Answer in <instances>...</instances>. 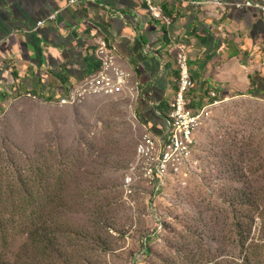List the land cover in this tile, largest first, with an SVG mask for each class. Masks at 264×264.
<instances>
[{
    "label": "rangeland",
    "instance_id": "1",
    "mask_svg": "<svg viewBox=\"0 0 264 264\" xmlns=\"http://www.w3.org/2000/svg\"><path fill=\"white\" fill-rule=\"evenodd\" d=\"M138 90L65 105L24 96L0 110V179L33 192L35 205L57 211L51 221L68 231L55 239L53 259L264 264V100L223 99L198 134L197 171L169 179L156 194L133 170L146 133ZM127 176L135 181L132 194L123 188ZM9 243L6 260L19 254L27 263L26 234ZM253 244L259 246L247 256Z\"/></svg>",
    "mask_w": 264,
    "mask_h": 264
},
{
    "label": "crops",
    "instance_id": "2",
    "mask_svg": "<svg viewBox=\"0 0 264 264\" xmlns=\"http://www.w3.org/2000/svg\"><path fill=\"white\" fill-rule=\"evenodd\" d=\"M0 0V110L13 98L58 99L99 68L96 42L114 47L117 61L138 82L137 102L146 132L162 137L177 89V54L188 53L198 99L244 94L264 100V12L236 9L260 0H210L163 6L173 24L149 18L137 0ZM55 16L54 19H50ZM44 21L42 26L38 23Z\"/></svg>",
    "mask_w": 264,
    "mask_h": 264
},
{
    "label": "built area",
    "instance_id": "3",
    "mask_svg": "<svg viewBox=\"0 0 264 264\" xmlns=\"http://www.w3.org/2000/svg\"><path fill=\"white\" fill-rule=\"evenodd\" d=\"M146 10L149 18L159 21L164 26L173 24L171 18L163 14V6L173 2H186L187 0H137ZM94 0H69L70 7H77ZM207 5L218 8L223 14L231 5L222 0H210ZM236 9H256L264 12V0L259 2L247 1L235 4ZM51 16L50 19H54ZM44 21L38 23L42 26ZM96 57L99 62L97 71L85 78L82 82L72 87L67 93L58 98L60 104H74L89 96H115L125 93L128 89L133 91L138 88V82H133L131 73L121 67L117 61L114 47L104 39L96 42ZM176 65L178 77L177 89L169 103L165 114L157 112L164 118L165 129L162 137L146 132L138 140L135 155L138 162L133 170H137V180L151 186L154 193L158 194L171 178L184 181L198 168L196 152L198 148V134L211 118L213 109L223 99L216 90H209L201 98L196 99L192 92L196 88L189 65L188 53L182 48L177 54ZM31 96V95H29ZM135 181L133 176H127L123 188L127 194L133 193Z\"/></svg>",
    "mask_w": 264,
    "mask_h": 264
},
{
    "label": "trees",
    "instance_id": "4",
    "mask_svg": "<svg viewBox=\"0 0 264 264\" xmlns=\"http://www.w3.org/2000/svg\"><path fill=\"white\" fill-rule=\"evenodd\" d=\"M60 196L57 194L55 197L60 200ZM35 197L37 196L33 192L27 188L21 189L16 182L6 185V181L0 179V264H23L19 254L12 262H8L4 253L9 247L11 236L20 233L26 234L31 245L28 262L25 264H59L58 259H53L57 250L55 239L67 237L68 231L62 224L51 221L56 217L57 211H45L42 206H36ZM40 200L44 202L46 198L41 197ZM20 219H28L30 223L24 225ZM34 219L40 224H35ZM240 243L245 245L244 242ZM258 246L253 244L245 249L246 255L253 256Z\"/></svg>",
    "mask_w": 264,
    "mask_h": 264
}]
</instances>
